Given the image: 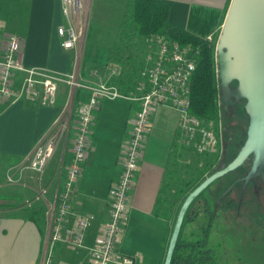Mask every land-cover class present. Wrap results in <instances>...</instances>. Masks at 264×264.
<instances>
[{
	"label": "crops",
	"instance_id": "crops-1",
	"mask_svg": "<svg viewBox=\"0 0 264 264\" xmlns=\"http://www.w3.org/2000/svg\"><path fill=\"white\" fill-rule=\"evenodd\" d=\"M162 1L168 6L167 21L171 26L201 38L220 28L231 2ZM128 9L129 0H92L94 27L101 32H111L117 17ZM61 22L59 0H0V29L20 37L19 58L25 66L41 67L56 74L72 72V50H62L55 34V27ZM98 45L105 47L106 43L95 42L94 47ZM21 77V73H16L15 82ZM68 92L66 85L59 84L52 104L44 107L26 100L0 102V175L5 163L19 162L56 119L53 129H58ZM133 111L134 104L123 98L102 100L94 111L90 144L76 182L73 203L76 213L91 216L84 234L85 247L91 246L106 220L107 187L120 171ZM177 123V113L164 106L152 112L148 123L144 150L128 195V219L118 245L119 252L132 259L131 264H163L164 261L167 221L156 213L155 205L171 147L178 135ZM73 134L74 130L72 137ZM69 153L70 148L66 154ZM16 210L15 207L0 208V264H39L45 218L44 233L40 235L33 223L13 213ZM78 262L87 264L86 248L55 247L53 264Z\"/></svg>",
	"mask_w": 264,
	"mask_h": 264
},
{
	"label": "built area",
	"instance_id": "built-area-1",
	"mask_svg": "<svg viewBox=\"0 0 264 264\" xmlns=\"http://www.w3.org/2000/svg\"><path fill=\"white\" fill-rule=\"evenodd\" d=\"M84 0H59L62 22L55 27L59 47L74 50L84 29ZM218 30V29H217ZM216 30V31H217ZM215 33V32H214ZM214 33L205 40L213 42ZM145 46L134 69L124 71L116 62L102 65L97 80L78 85L87 91L73 111V138L70 153L64 149L58 156L51 180L40 187L31 202L39 201L44 208L45 239L39 264H53L56 246L86 248L87 264H131L132 259L118 250L120 235L128 219L127 202L139 160L142 156L147 127L152 112L159 106L168 107L178 115V133L193 144L196 154L215 157L220 152L219 137L213 121L191 114L190 81L196 67L198 47L179 44L160 35L141 38ZM21 39L0 29V102L26 100L39 107L52 104L59 84L73 85L74 72L52 73L44 68L25 66L19 58ZM21 73L18 83L15 74ZM123 98L134 104L128 122V133L122 149L120 171L107 187V217L94 236L91 246L83 244L91 216L73 210L75 186L81 174L90 144L94 111L102 100ZM39 137L30 151L19 160L24 169L38 179L60 144V124ZM77 264H83L78 262Z\"/></svg>",
	"mask_w": 264,
	"mask_h": 264
},
{
	"label": "rangeland",
	"instance_id": "rangeland-1",
	"mask_svg": "<svg viewBox=\"0 0 264 264\" xmlns=\"http://www.w3.org/2000/svg\"><path fill=\"white\" fill-rule=\"evenodd\" d=\"M84 2L86 4L84 7V29L82 32L84 41L80 53V61L74 74V79L77 83L74 86V90L78 88V98H84L87 95V91L78 85H90L95 82L102 65L111 66L113 62H116L124 71L132 70L145 48L142 44V39L138 37L129 21L130 5L128 10L117 17L111 32H101L94 27L95 21L91 15L92 0H84ZM218 33L219 29L213 35L214 68V52ZM101 41L106 43L105 47L100 45L94 47L95 42ZM78 52L79 44L70 53L72 72H75ZM83 57L85 59L84 70L80 72ZM76 104H73V98L72 103H69L68 92L64 103L62 120L60 121V144L62 146L61 149H57L54 152L40 179L35 173L24 169L18 161L6 162L4 167H2L4 171L0 175V203L4 206H14L17 209L13 212L14 214L21 215L29 205H41L39 201L31 202V200L35 192L51 180L56 160L62 149L67 153L70 148V139L73 131V111ZM213 128L215 130L219 128L216 121ZM219 136L220 152L216 157L215 155L196 154L193 144L179 133L174 140L155 205L156 213L167 221L165 242L169 239L174 217L180 207L181 196L189 190L190 186L202 174V170L207 166L206 164L218 159L223 150L224 159L226 158L227 160L235 153L239 143H236L237 141L229 142L224 140L221 127ZM220 163L217 162V165ZM226 176L223 175V178L219 177V179L212 181L203 190L202 195L208 196L213 186L218 181L224 180ZM247 200L249 203L246 206L218 207L213 212V216L209 221V230L204 239L205 247L212 251V262L210 264H264V201H262L263 204L260 208L255 203L257 198L254 202L249 198ZM209 205H212V201L209 202ZM3 208H6V206ZM195 209H197L195 216L190 220L183 221L180 229L179 237L185 241L204 238L201 229L208 220L199 204L196 205Z\"/></svg>",
	"mask_w": 264,
	"mask_h": 264
},
{
	"label": "flooded vegetation",
	"instance_id": "flooded-vegetation-1",
	"mask_svg": "<svg viewBox=\"0 0 264 264\" xmlns=\"http://www.w3.org/2000/svg\"><path fill=\"white\" fill-rule=\"evenodd\" d=\"M224 21L214 52L219 127L215 131L220 137L221 127L224 140L239 145L228 160L223 150L211 162V173L224 168L245 143L250 149L240 165L223 174L226 178L202 197L205 200L198 201L202 209L203 204L208 209L207 215L203 212L207 220L218 207L246 206L247 198L252 202L257 198L255 203L260 207L264 201V0H236ZM192 185L181 197L192 190Z\"/></svg>",
	"mask_w": 264,
	"mask_h": 264
},
{
	"label": "trees",
	"instance_id": "trees-1",
	"mask_svg": "<svg viewBox=\"0 0 264 264\" xmlns=\"http://www.w3.org/2000/svg\"><path fill=\"white\" fill-rule=\"evenodd\" d=\"M130 16L129 21L140 38H147L150 35H160L179 44H189L198 47L196 67L190 81V107L189 112L204 121L217 119V88L213 61V42L197 37L183 29L171 26L168 21V6L162 0H129ZM85 39V43H86ZM85 59L81 60L80 72L84 70ZM79 101L78 88H75L73 104ZM211 163H207L202 174L192 185V189L213 171ZM215 169H218L215 166ZM204 172H206L204 174ZM204 174V175H203ZM203 191L193 197L183 212L182 221L173 248L170 251L169 264H210L212 262V251L205 247L204 239L209 230V221L201 229L204 238L193 241H185L179 237L183 221L190 220L195 214L198 201L205 200ZM186 196L181 197L180 205ZM201 206V204H199ZM6 208H14L12 205H5ZM0 203V208L5 207ZM203 212H207L203 204ZM207 215V213H205ZM20 217L35 225L40 235L44 233V208L41 205L26 207ZM207 217V216H206ZM210 217V216H209ZM176 215L174 217V220ZM174 223V222H173ZM168 243V240H167ZM165 246V251L167 248Z\"/></svg>",
	"mask_w": 264,
	"mask_h": 264
},
{
	"label": "water",
	"instance_id": "water-1",
	"mask_svg": "<svg viewBox=\"0 0 264 264\" xmlns=\"http://www.w3.org/2000/svg\"><path fill=\"white\" fill-rule=\"evenodd\" d=\"M236 0H231L230 2V9H233L235 6ZM225 22V21H224ZM223 22V24H224ZM83 35L81 37L80 40V44H79V52L77 54L76 57V62H75V72L76 73V69L78 67V63L80 61V53L82 50V46H83ZM76 80L73 81V85H75ZM74 95V86H72L70 88V92H69V103H72V98ZM250 146L249 143H245L240 149L239 151L236 153V155L233 157V159L228 162L226 164V166L220 170H217L211 174H209L208 176H206L202 181H200L184 198V200L182 201L178 212L176 214V218L174 220L172 229H171V233L168 239V243H167V248L165 251V255H164V261L163 264H169V258H170V251L173 248L174 242L176 240L177 237V233L179 231L180 228V224L182 221V217H183V212L186 209L188 203L190 202V200L195 197L197 194H199L204 188H206L207 185H209L213 180H215L216 178L222 176L223 174L233 170L234 168H236L237 166L240 165V163L243 161V159L246 157L247 153L249 152Z\"/></svg>",
	"mask_w": 264,
	"mask_h": 264
},
{
	"label": "bare ground",
	"instance_id": "bare-ground-1",
	"mask_svg": "<svg viewBox=\"0 0 264 264\" xmlns=\"http://www.w3.org/2000/svg\"><path fill=\"white\" fill-rule=\"evenodd\" d=\"M85 4V3H84ZM86 5V4H85ZM85 10V9H84Z\"/></svg>",
	"mask_w": 264,
	"mask_h": 264
}]
</instances>
